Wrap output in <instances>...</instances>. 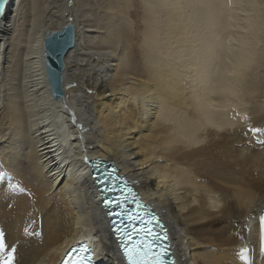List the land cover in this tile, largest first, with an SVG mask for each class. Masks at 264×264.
Instances as JSON below:
<instances>
[{
  "label": "bare ground",
  "instance_id": "obj_1",
  "mask_svg": "<svg viewBox=\"0 0 264 264\" xmlns=\"http://www.w3.org/2000/svg\"><path fill=\"white\" fill-rule=\"evenodd\" d=\"M138 4V34L131 0L6 5L0 231L15 264H58L81 241L98 264H124L90 158L115 164L163 217L178 264H264V0ZM69 20L65 95L53 101L42 40Z\"/></svg>",
  "mask_w": 264,
  "mask_h": 264
},
{
  "label": "snow or ice",
  "instance_id": "obj_2",
  "mask_svg": "<svg viewBox=\"0 0 264 264\" xmlns=\"http://www.w3.org/2000/svg\"><path fill=\"white\" fill-rule=\"evenodd\" d=\"M51 78L55 81H59L60 77L57 76L55 73H52ZM69 87H73L69 85ZM71 124L73 127H80L77 125L75 114H71ZM83 131V128H80ZM255 131H260V129H254ZM87 159V158H86ZM103 183V181H99ZM112 190H115L114 187ZM123 191V189H121ZM131 189H128V195L124 197V200L121 201L120 198L117 196L113 200H105L104 207L108 209V216L111 217L114 215L112 212L113 207H120L122 203H126L128 198L132 196ZM138 207L142 205L139 204V201L136 200ZM127 212V210H125ZM120 215V214H115ZM130 220H139V215H130L128 216ZM115 221L110 220V224H115ZM260 237H259V253L260 255L264 256V216L260 217ZM157 224L163 228V225L160 224V221L157 220ZM116 233H119L121 237L126 238L128 241H131V236L133 233H138L141 231L140 229H136L133 227L132 233H129L126 229L117 227L114 229ZM154 233L149 229L145 232V236H152ZM165 240L168 239L167 232H165L164 237ZM120 248L123 249V257L126 258L127 264H170L165 257L171 255L170 248L165 247L163 251H157L156 248L159 247L156 245L154 240H141L136 243L124 244L121 243L119 245ZM16 248L10 247L6 244L5 233L0 231V264H15L16 260ZM242 253L247 251V249H242ZM7 254L6 258L4 254ZM72 249H69L65 254L64 257L60 260V264H92L93 257L89 256L86 259L73 257L72 256ZM241 259H243V255H241ZM171 264H175L174 261Z\"/></svg>",
  "mask_w": 264,
  "mask_h": 264
},
{
  "label": "water",
  "instance_id": "obj_3",
  "mask_svg": "<svg viewBox=\"0 0 264 264\" xmlns=\"http://www.w3.org/2000/svg\"><path fill=\"white\" fill-rule=\"evenodd\" d=\"M9 0H0V19ZM75 43V29L72 21L60 30L47 31L42 40V60L53 101L61 100L64 97L62 72L64 69V56L73 48ZM52 73L60 77L59 81L51 78ZM102 176V175H100ZM103 181V180H101Z\"/></svg>",
  "mask_w": 264,
  "mask_h": 264
},
{
  "label": "rangeland",
  "instance_id": "obj_4",
  "mask_svg": "<svg viewBox=\"0 0 264 264\" xmlns=\"http://www.w3.org/2000/svg\"><path fill=\"white\" fill-rule=\"evenodd\" d=\"M139 0H131V6L129 9V12L127 14V17L132 21V27H133V34H138L140 32L142 22H141V16H142V11L139 8L138 4ZM133 6V7H132Z\"/></svg>",
  "mask_w": 264,
  "mask_h": 264
}]
</instances>
